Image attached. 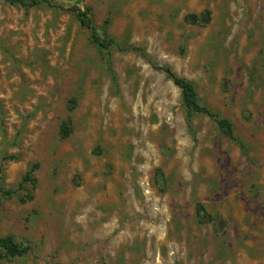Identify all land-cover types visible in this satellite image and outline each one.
<instances>
[{"label":"rangeland","instance_id":"rangeland-1","mask_svg":"<svg viewBox=\"0 0 264 264\" xmlns=\"http://www.w3.org/2000/svg\"><path fill=\"white\" fill-rule=\"evenodd\" d=\"M22 1L0 0V238L30 252L0 264H264V0Z\"/></svg>","mask_w":264,"mask_h":264},{"label":"trees","instance_id":"trees-1","mask_svg":"<svg viewBox=\"0 0 264 264\" xmlns=\"http://www.w3.org/2000/svg\"><path fill=\"white\" fill-rule=\"evenodd\" d=\"M8 2L12 4H21L24 6L27 5L22 0H8ZM42 3H48V1L33 0L31 4L39 5ZM73 11L76 13V16L79 19L82 26H84L85 28L91 31L93 42L96 45H98L100 48L107 49L108 45L105 44V42L97 34L96 29L88 13L77 7L73 8ZM190 18L193 20V22H198L197 16L192 15L190 16ZM206 20H209L208 15L206 16ZM160 70H162L167 76V78L171 80L174 83V85L181 90L183 104L188 111L189 119H191L192 115L194 114H205L216 121L219 129L225 136L232 138V139L235 138L233 126L231 122L228 119L220 116L218 113H216L209 107L202 106L198 101V94H197L196 88L190 81L177 75L170 67H163V68H160ZM68 135H69L68 128L64 127L63 136L67 137ZM161 181L164 182L163 177ZM4 194L9 196V195H12V192L8 191V192H5ZM0 251L2 252L0 253V259H2L5 256H8V257L25 256L30 252V248L23 247L17 244L11 237H6V238H0ZM176 264H180V263H176Z\"/></svg>","mask_w":264,"mask_h":264}]
</instances>
